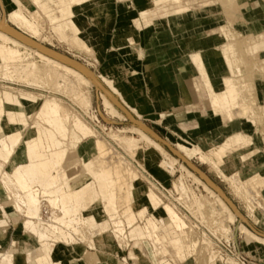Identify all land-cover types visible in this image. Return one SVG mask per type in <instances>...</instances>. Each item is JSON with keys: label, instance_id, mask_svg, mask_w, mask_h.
<instances>
[{"label": "rangeland", "instance_id": "374dc122", "mask_svg": "<svg viewBox=\"0 0 264 264\" xmlns=\"http://www.w3.org/2000/svg\"><path fill=\"white\" fill-rule=\"evenodd\" d=\"M18 1H20L22 3V4H20V6L17 4L16 0H0V28H1L0 31H2L3 27H5V31H7V30L11 31L10 28H14L22 36H25L31 40H34L35 42H37L41 45L50 47V48H52V49H54L60 53L68 55L69 57L75 59L76 61L79 59L78 61L80 63H82L91 73L96 75V77L102 83H104L103 85L106 88L108 86L105 84L104 79H102V78H105L106 81H112L113 86L117 90V91H115V93L112 92V94L115 97H117L123 104L125 101L128 104V105L125 104L126 107L129 109V111L137 119L141 120L146 125H148L159 136H161L170 145H172L180 154H182L185 158H187L189 161L193 162L197 167H199L209 178H211L215 182V184L230 198L231 201H232V198H234L239 203V205L241 206L240 212L243 214V216L245 215V213L247 211L248 217L252 218L253 221L258 222L257 212H260L264 215V211L262 209H260L258 203L255 200H252L253 196L251 194H246L247 193V186H245V183L247 182V180L251 176L249 178H247L246 180H242L240 178L239 174H237V176L235 177L234 175L236 173L233 174V176H234L233 178H231L227 174L225 176V173H226L225 169L227 167H229L230 164L233 165V162L231 161V159L232 160H235V159L231 158L230 159L231 163H229V161H227L228 164L226 163L225 166L223 165V166H220L219 169H216L214 166L210 165L211 164L210 162H208V164H207V162L204 163V161L201 160V157L199 155H201L202 153L206 154L207 151H204L200 147L196 146L191 141V139L186 138V139H184L185 141H183V139L172 137V136L165 138L163 135L164 134L166 135V133L161 130L160 126L144 121L143 112H144L146 106H144L142 104V99H141L142 91H140V90L137 91L133 85L130 88L128 86L129 78L134 77L136 79L137 77L129 75L128 73H120L118 71L121 68L113 66L115 64V62L117 63L118 61H120V62L122 61L124 64L127 63L128 54H129V52L133 51L135 46H133L131 49H120V50H118L117 49L118 45H120V46L122 44L127 45L128 43H108V46H110V47L114 46L115 49L109 48L107 50H104V52H102L101 49L96 47V49H95L96 53H95V51L91 52V53L90 52L87 53L86 51H84V50H87L85 48H84V50L76 49L77 46L75 45L76 48L73 46L74 44H73L72 39H71L72 36L70 34H68L69 29L71 28V26H73L71 22L72 21L74 22V19L71 20L69 18H72L73 16L69 15L68 17H66V19L68 18L67 22L71 23V25L67 24L66 27L63 28V27H60L62 24H55V25L51 24L52 22L49 19V17L47 15H45L41 10H39L40 5L43 4L47 0H42V1L36 0L35 2H31L30 0H18ZM97 1L102 2V0H93V1L83 5L82 7H79V9L76 8L79 10L78 14H77V19H79L83 23V22H86L87 19L85 16H87L89 19L88 20L89 23L90 22L94 23V18H93L92 14H95L94 13L95 9L92 7L95 6V2H97ZM105 1L106 0H103V2H105ZM118 1L120 2L121 7L125 8V10H123V14H125V16H130L132 18L138 17V12L141 9H133L132 6L127 8V5H125V4H127L126 0H118ZM172 1L173 0H165L164 2H166V3L162 2V3L155 4V5H151V2H149V5L146 8H148V7H150V8L144 9V14H142V16L147 15L148 18L152 19V20L164 17L168 13V10L173 8V6H172L173 2ZM249 1L254 2L257 0H249ZM184 2H189V0H184ZM198 2H200V1L197 0L196 2L193 3V4H195L194 7L197 9L196 14L204 13V12L210 11V10H214L215 13L217 14V17H220L219 20H221V21L219 22V25L216 27V29L211 30L210 34H214V35L216 34V35H220V36L225 34L224 35L225 37L222 36L224 43L220 48H222L224 46H232L234 48V54H232L233 64H230L229 65L230 67L228 66V69L230 71V75L228 77H225V78H232L233 80H236L237 83H239V89L241 92V96L244 100V104L246 106H248L249 108H252L246 114H241L239 116H235L233 120H230V119L228 120L226 115L220 116V117H222V119L225 123H233L238 119H248V120H252L256 124L257 119H259V121L264 119V106L258 105L257 102H255L253 100L254 98H256L254 88L251 91H248L245 89L244 84L246 82L251 83V85H253L252 87H254V84L250 79H247L246 77L243 76L242 66L245 67L247 65L248 67H245L244 70L250 71L251 67L253 65H257V64L261 63L262 60L259 59V56L260 55L264 56V33H260V35L248 36L247 32L244 31V28L240 26V20L239 19H240V17L252 18L255 15V13H259L261 10L256 8L255 10H252V12H249V11L247 12L245 9V6L242 4V3H245V0H233V1H230V0H212L210 2L211 7L203 8L201 10L198 9V6H197ZM213 2H216V3H213ZM31 4L33 5V7H29ZM37 5H38V7H37ZM252 5H253V7H255L257 4L253 3ZM23 7L27 8L28 10L24 9L25 11L24 10L21 11L20 9H23ZM35 7H37L38 10ZM34 8H35V10H34ZM32 10H34L33 12H35V14H34V15H36L35 17L32 13ZM15 11L23 13L22 15H23V17H25L24 20H26V21L28 20L29 23H28V21H27V23H26V21H24V22H22V21L21 22H12L10 20L11 19L10 18L11 13H13ZM36 11H39V12H36ZM170 13H172V12H170ZM28 15L31 16L32 20ZM33 19H34L35 23H34ZM32 24H34V25H32ZM36 24H37V27L35 26ZM134 25L138 30H141L144 27H150V26H153L154 24L148 25V24H145V21H144V23L142 25V21H136L134 23ZM219 27L220 28L223 27V29L227 33L226 32L224 33L223 30L220 29ZM32 28H33V30H32ZM218 28L220 29L221 33L219 31H217ZM34 30H36V33H34ZM227 34H228V37L226 36ZM34 35H36V36H34ZM9 36L12 40H15L16 42L21 43V45L23 44L21 46V48L19 49V51H21L23 53L22 54L23 58L26 56L24 58L25 60L28 59L29 62H32V63L36 62L39 65H41V64L43 65L42 59L39 56L33 55L34 52L41 53V54L43 53V55L45 57H47L48 59L56 61L63 66H67V67H70L72 69H75L77 72L81 73L86 78H88L89 85L87 87H88V90L90 92V96L92 99V107L90 108L91 109L90 111H88V112L84 111V109H81L73 101V99L69 95L67 96V94H65L63 91L62 92L58 91V90L55 91L54 87H52V89H51L50 87L53 86L52 85L53 83L51 81H49L50 83L47 82L46 84H41V85L39 84L40 86L37 87L35 85L27 83L28 81L27 82L24 80H22L23 82H21V80L18 81L19 79H16V78L14 79V77L13 78L8 77L9 79H7L5 77L6 78V80H5V78L2 75H0V112H1V114H0V138L6 137V136H9L12 134L15 135L16 132L19 133L20 131H21L20 133L22 135L21 139L23 140V142L26 140L34 139V138L38 139L40 137V134H41L40 129L41 128L39 126H37V122H35L36 121V117H35L36 115L34 113L32 114L30 112L28 105L24 102V97L22 95L23 93L30 94L32 92L35 95L40 94L39 97L42 96V98H44V97L51 98V99L52 98H58L64 104V106L67 107L66 109L68 110L69 114H71V115H77L78 114L79 116H81V118L85 122H87V124H89L95 130V132L97 134L94 137L91 136V137H87L86 139H83V138H81L80 135H78L75 139H73L74 129H73V126L71 123L68 124L69 125L68 126L69 127V136L64 141L62 148H60V151L62 153L65 152V154L64 153L62 154V155H64V157L62 156V158H63V159L61 158L62 162L58 167L60 169L59 171H60V175H61V179H62L61 181L64 183V181L66 182L68 179L73 178V175L70 173V171L72 169H76L77 174L82 175V177L84 178L83 182L88 181L92 188H94V187L96 188L98 185V187L96 189V193L99 192V194H100V195L97 194V196H96V194L94 193L95 194V195L93 194L95 196L94 197L89 192L88 195L90 197L93 196V198L92 197L90 198V203H91V204H89L90 206L88 205L89 202H87V204L85 203L86 199L88 197V195L85 194L84 195L85 200L82 198L84 200V202H80L81 204L85 203V204H83V206L84 205L85 206L84 207L81 206L82 208L79 207L78 209L76 207V210L81 211V214H82L81 219L83 221L81 222V226L80 225L78 226L80 232H78V235L75 239L76 240L75 242L67 243L64 241V239H61L62 237L60 235H54L53 234V239L48 243L49 245L42 248V247H40L41 244L38 243V241L34 235L25 233V235L22 239H18V240L14 239V241L18 242V245H17V247L12 249L11 251L13 253H15L16 259H17V257L18 258L22 257V258L26 259L25 258L26 253L31 252V253H33L34 256H36V258H38L39 256H46V255L54 256V255H56L58 261H63V260L58 258V252L60 250L65 251V249H63L60 246V244L67 245V248L71 251L73 249H76L79 245L83 244V245H89V247H91L93 249V251H90L89 253H87V256L91 257L94 262H97L98 260L103 261V259L104 260L108 259L110 261L108 263H111V264H124L121 261V258H127L130 255V258L136 259L135 264H162V261L164 258H165V261H167L169 264H173L169 260L174 261L175 264H211L210 261L215 256L212 253L213 241L210 238H208L206 235H203L204 233H207L205 228H207V229H209V228L206 227L205 224L204 225L202 224L203 227H205V228L200 227L198 229L196 227V222H195V219H198V218H196V216L194 214H192V211H190L189 209H187V207H185L188 205L191 207V204L194 200L199 205V207L201 209L200 215L203 218L204 222H206L207 225H208L207 221L210 222V224L212 223L213 220H214L213 223H215V221H218V222H221L220 224L222 225L223 229L227 228V226L230 227V229H231L230 234L231 235L226 236V237H228V238L233 237L235 232L238 231V233L240 235H242L243 237H246V238L252 240L249 236L241 234L240 228L244 224L238 219L236 214L233 213L231 208L225 203V201L222 199V197L219 194H217V192H215L207 183H205L191 169H189L183 162H181L177 157H175L173 154H171L162 144L161 145L165 148L166 152L170 156H172L173 158L178 160L179 164L177 163L176 170L173 173V175L169 174L166 170L160 168L157 165L158 161L155 162V161H151L150 159H147V161L142 162V159L144 158L145 152L147 154H151V153L154 154V152H155L153 149H148L147 145L145 143H143V142L141 143L142 147L136 153L135 157L129 156V154L124 149H122L120 146H118V144L110 136L111 134H113V132H115V131L116 132H120V131L123 132V130H125L124 131L125 134L123 133L124 135L140 138V134H139L140 130L137 129L138 126L133 125V123H131L130 120L120 110H119L120 114L123 115L122 117L121 116L119 117V115L116 116L113 114H109L108 110H106V107H105V99L102 96V94H104V93H102L94 85V83L91 81V79L82 70H80L79 68H77L71 64H68V63H66L60 59H57V58H55V57H53L47 53H44V52H42L36 48H33L31 45H28L27 43L15 38V37L13 38V36H11V35H9ZM70 41H71V43H70ZM134 44H135V42H131V45H134ZM24 45H25V47H24ZM29 48H31V49H29ZM24 49H26V51ZM31 50H33V51H31ZM24 52L26 53V55L24 54ZM27 52L30 53L29 56L27 55L28 54ZM92 53H94V54H92ZM218 53H220V52H218ZM23 55H25V56H23ZM30 56H31V58H30ZM191 63L196 69H199L198 65L194 64L192 61H191ZM196 63H199V62H196ZM1 64H2V61L0 62V65ZM205 69L208 71L207 63H205ZM139 78H140V81H143V76H140ZM210 84L212 85V83H210ZM40 87H42V88H40ZM193 88H194L195 95H198L199 93H201L202 97H206L209 100V103L211 106V96H209L210 90H209V88L206 87L205 82L202 79L201 73L200 74L198 73V80L194 82ZM107 89L110 91L109 88H107ZM123 92H125V94L129 97V99H131L132 102H134V103L136 102L138 105L137 106L136 105L131 106L127 102L126 97H125ZM106 98L109 99L107 96H106ZM16 100H18V102H20L21 105L18 104L16 102ZM110 102H112V101L110 100ZM41 103H42V101L39 100L37 107H39L41 105ZM133 108H137L140 115L138 113H136L133 110ZM112 116H114V117H112ZM119 118H121V119H119ZM3 121L5 122V125L2 124ZM34 122L36 123V125L34 124ZM5 129L8 131L7 134L4 132ZM149 136H151V135L149 134ZM246 137L252 142V139L250 137H248V136H246ZM98 139H101V140H104L105 142H107V144H109L108 145L109 147L114 148V151L116 150L115 152H117L120 155V157H122L126 162H129L131 165H133V167L139 172V174L143 180L141 179L142 181L140 180L138 182L128 184L126 186L128 190L135 191L134 188L139 187V188H144V190L147 191L148 188L150 187L148 182H151L153 184V182L150 180L148 174L151 175L152 177H154L155 179H157L160 183H162L165 186V188H167L169 190V194L167 195V197L163 198L159 194V192L155 189L156 187H154V188L152 187L154 189V191L156 192V194L162 200H164L163 202L166 205H170L171 207H173V204H171V203H174L177 207L178 212H181V214L186 216V222L190 226V228H193V230H190V229L186 230V232L188 231V233H189V235L187 237V243L190 242L188 244L191 245V243H192V245L194 246L192 248L193 251L191 250L189 252L190 255H187L186 261L181 262L173 250L171 240H170L171 236L168 234L173 232L176 228L172 227V225L168 222V220L166 218V213L163 209L164 206H161L157 211H154V213H152V214L148 213L146 219L139 218V216H137V214L139 212L137 211V209L136 210L134 209L133 214L131 216H133V217L137 216V218H135V224L131 230H133V229L135 230L136 228L144 227V225L147 223L146 221H147V219H149V217L152 218V216H158V217H156V221L155 220L154 221L156 222V224L158 222L157 227L159 230L157 229L154 234L155 235L157 234L158 236L160 235L159 237L168 236V245H170V246H168L167 242L165 243L164 240H163V242L161 240V242L163 244H161V242H159L161 244V246H164V244H165V246L167 245L168 251H169L168 254H166V255L164 254L165 256L161 255V257H160V255H156L157 254L156 249L162 248L161 246H159L160 244L158 243V241L157 242L153 241L156 244L155 243L152 244V240H147L149 243L148 246L145 244H141V246L138 247L134 243L135 241L133 240V238L130 235V233H131V232H129V231H131L130 229L128 231V234H126V235H128L127 239H124L125 240L124 252L119 250L118 241H117L118 239H116V237L114 239L113 234L111 232H107L108 229L110 228V226L108 228V225H106L107 222H110V218L108 216L109 212L105 207L106 205H105V202L103 201V197L101 195L102 192H100L101 190L99 189V191H98V188L100 187L99 183H97L98 180L96 181V172L99 169V167H98L99 165L97 166V164H94L92 162V158L96 155V151L94 150V144H95V141H97ZM154 140L156 142H158L156 139H154ZM251 145L248 144V145H243L240 147H235V148L231 149L232 153H230V154L233 155L234 153H239L240 151L251 147ZM46 146L47 145H44L41 148V152L45 156H49L50 154H48L49 152H47L48 149ZM18 149H19V151H21V145L19 146ZM195 149L196 150L199 149L200 151L199 150L196 151ZM52 150H55V148H52ZM194 150L196 151V154H195ZM248 150L251 151L252 149L250 148ZM16 151H17V148H16ZM14 154H12L10 158H12V156ZM198 157H200V158H198ZM257 157H258L257 155H255V156L250 155L246 160L244 159V161L248 160L249 162H254L257 159ZM3 158L4 157L1 155L0 159H3ZM161 158H162L161 156L157 157L158 160H160ZM3 160H5V159H3ZM10 161H11V159H10ZM139 162H142L141 166H139L140 165ZM182 167L183 168L185 167L187 170H189L192 173L193 177L188 176L186 171H184ZM85 168L90 169V172L85 171L84 170ZM143 168H145V169H143ZM51 170H53V172H55L53 166L51 167ZM181 176L183 178H181ZM144 177H145V179H144ZM147 177H148V179H147ZM235 178H236V180H234ZM180 179H181V182H180ZM238 180L240 181L239 185H238V189H240V191L236 188L237 186L235 187V184L236 185L238 184ZM234 181H237V182H234ZM241 182H243L244 187H243V185H240ZM92 185H95V186H92ZM153 185L155 186V184H153ZM177 185H178V187H177ZM181 185L182 186L185 185L186 187L185 186L184 187L188 188V189H186L187 191L184 190V192H181V190H182V189H180ZM76 186H79V183ZM205 186H207V187H205ZM239 187H241L243 189L241 190V188H239ZM245 187H246V189H245ZM207 188H208V190H207ZM189 189L192 191H190ZM238 191H239V193H237ZM183 193L187 194V196L183 195L184 196L183 197L182 196ZM141 194L142 193L135 194V196L132 198V204L134 203V201H136V200H138V198H140ZM244 194H246V196ZM238 195H240V196H238ZM262 195L264 197V191L262 192ZM98 196H100V197H98ZM180 196H182V197H180ZM193 196H194V198H193ZM123 197H126L125 196V190H124V194L120 196V199H123ZM94 198H95V200H93ZM219 199L223 200V202L225 203V205L227 206L228 209L225 210L222 207V205L219 204V202H220ZM246 200H247V202H246ZM87 201H88V199H87ZM187 201L189 203H187ZM137 202H135V204ZM249 202H250V204H248ZM186 203L188 205H186ZM86 205H88V206H86ZM118 206L120 207L119 203H118ZM251 209H253V210H251ZM48 210L49 211L51 210V212H52V209H48ZM193 211H196L195 207H194ZM51 212H50L49 216H51ZM221 212L224 214H221ZM228 212L235 216V222H230L228 220V217L230 215V214H228ZM213 213H219V214H221L222 217L220 216L219 217L220 219L213 218V217H211V216H213ZM5 214H7L6 211H5ZM20 216H22V215H20ZM49 216L47 215V218ZM44 218H46V217H44ZM158 218L160 219L159 221H158ZM22 219L23 220L20 221V224L18 226V231H20V233L23 232L22 223L25 220V218L22 216ZM95 223H99L100 224L99 226L101 228H103L102 233H100L98 231V229L94 228L95 225L93 226V224H95ZM6 226L9 227V229H11V226L7 220H4V219L0 220V228H4ZM244 226H246V225H244ZM41 227L46 228L45 225L41 226ZM160 227H162V229ZM94 229H96L97 232ZM171 229H172V231H171ZM160 230H162V231H160ZM212 231H214L215 233H220L222 235V233L220 231H217V230H212ZM166 232H169V233H166ZM252 233H254V232H252ZM161 234H163V235H161ZM255 235H257V234H255ZM223 237H225V235ZM260 238H262V237H260ZM108 239H110V241H108ZM207 239L209 240V242H211L210 246L208 245L209 242ZM206 240H207V242H206ZM193 241L195 244L197 242L196 246L194 245ZM128 245L131 247L129 249L128 248L126 249L125 246H128ZM151 245H153V246H151ZM155 245H157L159 248L156 247ZM101 248H103L102 249L103 251H101ZM115 249H116V251H115ZM9 250H10V248H9ZM15 250H16V252H15ZM72 252H74V251H72ZM191 252H192V255H191ZM92 253H94V254H92ZM112 254L115 256V258L113 257ZM72 255H74V254H72ZM116 255L119 256V258H116L117 257ZM157 256H159V258ZM160 258H162V259H160ZM74 259H77V258H74ZM112 259L113 260L117 259V261L114 260V262L112 263V261H113ZM213 259L216 260V257ZM159 260L161 261V263ZM215 262H217V260L214 261V263ZM61 264H64V263L62 262ZM130 264H131V262H130Z\"/></svg>", "mask_w": 264, "mask_h": 264}, {"label": "bare ground", "instance_id": "6f19581e", "mask_svg": "<svg viewBox=\"0 0 264 264\" xmlns=\"http://www.w3.org/2000/svg\"><path fill=\"white\" fill-rule=\"evenodd\" d=\"M16 1L19 6L20 4H22L20 1L18 0ZM30 1L35 2L36 0H30ZM196 1L197 0H189V2H184V0H173L172 1L173 8L169 10V13L172 12L176 15H180V14L187 13L191 10H194L195 4L193 3ZM199 1L200 2H198V5H197L198 9L211 7L210 2L212 0H199ZM230 1H233V0H230ZM88 2L89 0H83L81 3H80V0H47L43 4L40 5L39 10H41L45 15L49 17V19L52 22L51 24L53 25L63 24V22L66 20V17H68L69 15L74 16L79 11L78 9L79 7H81L80 5L81 4L84 5ZM213 3H216V2H213ZM24 7L23 9H20V10L21 11L24 9L28 10L27 8H24ZM29 7H33V5L31 4ZM37 7L35 8L37 9ZM34 10H32L33 15L35 14V12H33ZM36 12H39V11H36ZM22 14L23 13L21 12L15 11L11 13L10 20L12 22L26 21L24 20L25 17H23ZM35 16L36 15H34V17ZM29 17L31 18V16ZM66 25L67 24H64V25H61L60 27L64 28L66 27ZM72 25L73 26H71V28L69 29L68 34L72 36L71 39L74 44L73 46L75 47L76 45L77 48L76 47L75 48L79 50L81 49L84 50L85 48L88 50V51L84 50L87 53L88 52L91 53L94 51L96 53L95 49L97 45L93 44L91 46H88L87 43L80 37L83 26L74 25V24ZM35 26L37 27V24ZM219 28L217 31H219L220 33H221L220 29H222L224 33L226 32L223 29V27L220 29ZM8 32L9 30L5 31V27H3L2 31H0V59H1L0 62L2 61V64L0 65V75H2L4 78L6 77L7 79H9L8 77H12V78L14 77V79L15 78L19 79L18 81L21 80V82H23L22 80L26 82L28 81L27 83L35 85L37 87H39L41 84H46L47 82L51 81L53 83L52 84L53 86L50 85L51 89L52 87H54L55 91L56 90L61 91V92L63 91L65 94H67V96L69 95L81 109H84V111L88 112L91 110L90 108L92 107V99H91L90 92L87 87L89 85L88 78H86L81 73L77 72L75 69H72L67 66H63L56 61L48 59L47 57L43 55V53L42 54L37 53V52H34L35 54L33 53V55L39 56L42 59L43 65L42 64L39 65L36 62L35 63L29 62L27 58H26L27 60H25L24 58L26 57L25 56L26 53L24 52L25 55L23 56L25 57L23 58L22 57L23 53L19 51V49L21 48L23 44L21 45V43H18L15 40H12ZM34 33H36V30H34ZM226 36L228 37V34ZM26 49L24 50L26 51ZM221 53L223 56V60L228 67L231 64L230 49L225 47L222 49ZM27 55L29 56L30 53H28ZM193 60L195 62H199L200 64H202L201 57L199 55H196V57H194ZM102 79H104V82L108 86L107 88L110 89L111 93L112 92L115 93V91H117L116 88L113 86L112 81H106L105 78H102ZM225 83H226V87H227V91L230 96V99L233 102V112L229 114L227 118L228 120L229 119L233 120L235 116L240 115L241 111L243 112V114H246L250 108L246 106L245 104H243V102L240 100L239 83H237L235 80H230V79L229 80L227 79ZM252 86L253 85H251V83H248V85L245 86V89L248 91H251L254 88ZM31 93L30 94L23 93L22 95L24 97V102L29 107L30 112L36 115L35 122H37V126L41 128L40 137L38 139L34 138V139L26 140L23 142V140L21 139L22 138V135L20 133L21 131L19 130L20 132L19 133L16 132L15 135L12 134V135L0 138V151L1 152L3 151L7 152L8 156H11L12 154L16 152V148L18 149L19 146L21 145L20 152L22 156H24L26 159V162L24 164L17 166L12 172L6 171L5 162L2 163L0 161V181L2 185L5 187L4 189H6L9 192L10 196L13 198L14 209L16 213H18L19 215H22L25 218V221L23 223V232L34 235L38 243L41 244L40 247L44 248L47 245H49L48 243L53 239V234L60 235L64 239V241L67 243H73L76 241L75 239L78 235V232H80L78 226L79 225L81 226V222L83 221L81 219V216H82L81 211L76 210V207L78 209L79 207L83 206V204L85 203L87 204V202H89L88 205L91 204L90 198L91 197L93 198L95 194L97 196L99 192L96 193V189L98 185L96 188L95 187L92 188L88 181L83 182L84 178H80V175H78L76 170L74 169L71 170V174L73 175V178L68 179L66 182L64 181V183L61 181L62 179H61V175L59 171L60 169L58 167L62 162L61 160L62 156L64 157V155L62 154L63 153L65 154V152L62 153L60 151V148H62L64 141L69 136V127H68L69 123L72 124L73 129H74L73 139H75L78 135H80L81 138L86 139L87 137H91V136L94 137L97 134L95 130L81 118V116H79L78 114L77 115L69 114L68 110L66 109L67 107H65L64 104L58 98H52V99L46 98V97L42 98V96L39 97L40 94L39 95L37 94L38 95L37 96ZM102 96L105 99V107H106V110H108L109 114H113L116 116L119 115V117L120 116L122 117L123 115L120 114L119 109L112 102H110V100L107 99L104 94H102ZM39 100H41L42 103L39 107H37ZM16 102L20 104L18 100H16ZM216 109L218 112L222 111L221 108L218 107V105H216ZM133 110L137 113L135 109ZM35 122L34 124L36 125ZM137 129L140 130V133H139L140 138L124 135L125 130H123V132L122 131L120 132L112 131L113 134L111 135L109 134V135L118 144V146L124 149L129 154V156H132V157H135L136 153L139 151V149H141L142 147L141 143L142 142L145 143L148 149H153L155 152L154 154L152 153L147 154L145 152L142 162L147 161V159H150L151 161H155V162L158 161L157 165L160 168L166 170L169 174L173 175V173L176 170V165L178 163V160L170 156L166 152L165 148L161 144L156 142L151 136H149V133L144 128L138 126ZM44 145H47L46 147L48 149L47 152H49L48 154H50L49 156H45L41 152V148ZM108 145L109 144H107V142L101 139H98L97 141H95L94 150L96 151V155L92 158V162L94 164H97V166L99 165L98 166L99 169L96 172V181L98 180L97 183H99L100 185V187L98 188V191L99 189L101 190L100 192H102L101 195L103 197V201L105 202V205H106L105 207L109 212L108 216L110 218V222L108 224V228L109 226L110 228L108 229L107 232H111L114 236V239L116 237V239H118L117 240L118 243L122 247H124V244H125L124 239H127L128 235L126 234H128L129 229L131 230L134 227L135 218L139 216V218L146 219L148 213L152 214L154 213V211H157L161 206H164L163 209L166 213V218L168 222L172 225V227L176 228L173 232L168 234L171 236L170 240H171L173 250L181 262L186 261L187 255H190L189 252L194 247L192 243L191 245L188 244L190 242L187 243V237L189 233L188 231L186 232V230L187 229L193 230V228H190L186 220H184V218L180 216L177 210V207L174 203H171V204H173V207L175 209L171 207L170 205H166L163 202L164 200H162L156 194V192L153 189L155 187L153 185L154 183L152 184L151 182H148L150 187L148 188L147 191H145L144 188H139V187L135 188V191L128 190L126 187L128 184L138 182L142 178L139 172L133 167V165H131L129 162H126L122 157H120V155L117 152H115L116 150L114 151V148H111ZM52 148H55V150H52ZM196 151H195V154H196ZM230 153H232V151L226 150L223 146H218L208 151L206 154L202 153L199 156L201 157V160L204 161V163L207 162L208 164V162H210L211 163L210 165L214 166L216 169H219L220 166L226 165V162L232 156V154ZM160 156L162 158L158 160L157 157H160ZM249 156L250 155L244 156L243 160L244 159L246 160ZM142 162H139L140 164L139 166L142 165ZM52 166L55 172L51 170ZM84 170L90 172V169L88 168H85ZM183 170L186 171L188 176L193 177L192 173L189 170H187L185 167L183 168ZM237 174L238 173H236L234 176L236 177ZM181 178L183 177L181 176ZM234 180H236V178ZM180 182H181V179H180ZM234 182H237V181H234ZM239 182L240 181L238 180V184L237 185L235 184V187L237 186L236 187L237 189H238ZM78 183H79V186H76L78 185ZM95 185H92V186H95ZM240 185H243V182H241ZM184 186L185 185L183 186L181 185L180 189L183 190V191L181 190V192H184V190L188 189V188H185L186 186L185 187ZM245 186H247L246 194H251L253 196L252 197L253 199L252 198L251 199L255 200L258 203L260 209L264 211V197L262 195V192L264 191L263 176L259 173L251 176L245 183ZM242 189L243 188H241V190ZM124 190H125L126 197H123V199H120V196L124 194ZM238 190L240 191V189ZM239 191L237 193H239ZM89 192L92 195L94 193L95 194L90 197L88 195ZM137 193H142V194L140 195V198H138V200L134 201V203L132 204V198ZM85 194H87L89 197V198L87 197L88 201L86 199V202L81 204L80 202H84L85 200L84 198ZM246 194L244 195L246 196ZM183 195L187 196V194H184V193L182 194V196ZM93 200H95V198ZM188 201L187 203H189ZM219 201H220L219 204L222 205V207L225 210L228 209L222 199H219ZM135 202L137 203L135 204ZM118 203L120 204V207L118 206ZM187 203L186 205H188ZM248 204H250V202ZM185 207H187V209L192 211V214H194L196 218H198L201 221V223L203 225L205 224V226L208 227L209 229L220 231L223 236L225 235V237L231 235L230 227L227 226V228L223 229L222 225L220 224L221 222L215 221V223H213L214 220L213 221L211 220L213 224L211 223L212 224L211 225L210 222L207 221L208 223L207 225L200 215L201 209L195 200L192 202L191 207L189 205ZM194 207L196 208V211H193ZM47 208L52 209V212L51 210L49 211ZM134 209L135 210L137 209V211L139 212L136 217L131 216L133 214ZM46 210L49 211V214L51 212V216H49L48 214L49 216L48 218L47 216H45ZM3 213L5 216H7L4 210H3ZM221 214H224V213L221 212ZM221 214L213 213V216L211 217L220 219L219 217L221 216ZM228 214L230 213L228 212ZM156 217L158 216H152V218L149 217L144 227L136 228L135 230L133 229L129 231L131 232L130 233L131 237L135 241L133 242L138 247H140L141 244H145L148 246L149 243L147 240H152V244L155 243L153 241H156V242L158 241L159 243L161 242V240L162 242L164 240V242L165 243L167 242V245H168V236H161L162 237L161 238L159 237L160 235L158 236L157 234L156 235L154 234L156 230L158 229L157 227L158 222L157 224L155 222ZM159 220L160 219L158 218V221ZM228 220L230 222H235V216L233 214H230L228 217ZM44 225L46 226V228L41 227ZM93 226L94 228L98 229L100 233H102L103 228H101L98 223L93 224ZM6 227L4 228L3 233L4 232L6 233L11 230L9 229V227L7 228ZM160 228L162 229V227ZM96 229L94 230L97 232ZM240 231H241V234L247 235L253 241L261 245H264V238L263 237L260 238L259 236L252 233L246 226L242 225L240 228ZM166 233H169V232H166ZM108 241H110V239H108ZM162 242L161 244H163ZM11 243H12L11 246H13V248L17 247L18 245L17 241L12 242L11 240ZM210 243L211 242H209L208 244L209 246H210ZM161 244L159 246H161ZM157 245L155 246L158 247ZM167 245L165 246L164 244V246H161L162 248L156 249L157 250L156 255H160L161 257V255L163 256L164 254L165 255L168 254L169 251H168ZM194 245L196 246L197 242L196 244L194 243ZM191 255H192V252H191ZM39 257H41L44 261H47L48 263L52 262V264L54 263L61 264L57 260L56 255L54 256L46 255V256H39ZM157 257L159 258V256ZM25 258H26L25 259L26 263L28 264H39L36 256H34L33 253L31 252H27ZM213 258H215V256ZM213 258L212 260L210 259L211 260L210 263L218 264L217 262L214 263V261L216 260H214ZM131 259L136 261V259L134 258H131ZM15 262H16L15 253H13L9 249L7 250L0 249V264H16ZM124 264H127V263H124ZM162 264H169V263L165 261V258H164L162 261Z\"/></svg>", "mask_w": 264, "mask_h": 264}, {"label": "crops", "instance_id": "0c3cea01", "mask_svg": "<svg viewBox=\"0 0 264 264\" xmlns=\"http://www.w3.org/2000/svg\"><path fill=\"white\" fill-rule=\"evenodd\" d=\"M82 1L80 0V3ZM91 1L93 0H89V2ZM164 1L126 0L127 8L132 6L133 9H141L138 12V17L132 18L123 14L125 8L121 7L118 0H106L105 2L102 0V2H95V6L92 7L95 9V14H92L94 23H89L87 16H85L86 22L82 23L77 19L78 12L69 19H74L72 24L83 26L80 37L87 45L96 44V47L102 52L109 48L115 49L114 46H108V43H128L127 45H118V50L131 49L135 46L133 51L130 50L131 52L128 54L127 63L118 61L113 66L120 67L121 69L118 71L120 73H128L137 77L136 79L130 77L128 86L130 88L133 85L137 91H142V104L146 106L143 112L144 121L160 126L161 130L166 133V135L161 133L165 138L172 136L183 139V141L189 138L196 146L207 152L218 146H223L226 150L231 151L235 147L252 144L251 147L234 153L230 157L235 160L231 159L233 165L230 164L225 169V176L227 174L233 178V174L238 173L242 180H246L259 173L264 179V119L260 121L257 119L256 124L248 119L225 123L220 117L228 116L233 112V102L225 83L227 79H233L225 78L230 75V71L223 60L221 51L225 47L230 49L231 64H233L232 54H234L232 46L220 48L224 43L222 36L210 34L211 30L216 29L219 25L220 17H217L214 10L196 14V8L180 15L169 13L168 10L166 16L155 20L149 19L147 15L142 16L144 9L150 8H146L149 2L151 5H155L166 3ZM253 3L257 5L253 7ZM242 4L247 12H252L256 8L261 11L255 13L252 18L240 17V26L244 28L248 36L264 33V0L254 2L245 0V3ZM67 20L68 18L62 25L71 24ZM136 21H142V25L144 21L145 24L154 25L138 30L134 25ZM131 42H135V44L131 45ZM196 55L201 57L202 64L193 60ZM259 59L262 60L261 63L253 65L250 71L244 70L245 67H248L247 65L242 66V74L254 84L256 98L253 100L258 105L264 106V56L260 55ZM191 61L198 65L199 69H196ZM205 63H207L208 71L205 69ZM198 73L202 74V79L210 90L211 106L209 100L202 97L201 93L195 95L193 84L198 80ZM140 76H143V81H140ZM248 83L246 82L244 87ZM123 93L131 106L138 105L136 102H132L125 92ZM240 100L244 104L241 92ZM124 103L127 104L125 101ZM216 105L221 108V112L217 111ZM133 109L140 115L137 108ZM241 114H243L242 111ZM2 124L5 125V122L3 121ZM4 132L8 133L6 129ZM245 135L250 137L252 142ZM250 148L251 151L248 150ZM1 155L5 160L0 159V161L5 162V169L8 172H12L17 166L26 162L19 149L12 158L4 151H0ZM247 155H257L258 157L254 162L244 161L243 156ZM230 159L229 163H231ZM226 163L228 164V162ZM80 178H83L82 175ZM4 188L0 181V220H7L11 230L3 233L5 227L0 228V249L10 248L12 250L14 248L11 246V240L14 242V239H22L25 233L18 231L20 221L23 219L16 213L14 200ZM232 201L241 211L239 203L234 198ZM3 210L7 212V216L4 215ZM244 216L256 230L264 234V215L262 213L257 212L258 222L248 217L247 211ZM108 224L109 222L106 225ZM233 239L238 248L249 256L251 262L264 264V245L243 237L238 231L233 235ZM60 246L65 249L58 253V258L63 260L59 261L60 263L111 264L108 263L110 262L108 259L94 262L91 257H88L87 253L93 251L89 245H79L72 250L74 252L69 250L67 245L60 244ZM102 249L101 251H103ZM113 257L115 258L114 255ZM114 260L117 261V259ZM37 261L39 264H52V262L44 261L41 257H38ZM15 263L28 264L22 257H17Z\"/></svg>", "mask_w": 264, "mask_h": 264}, {"label": "water", "instance_id": "95a60500", "mask_svg": "<svg viewBox=\"0 0 264 264\" xmlns=\"http://www.w3.org/2000/svg\"><path fill=\"white\" fill-rule=\"evenodd\" d=\"M11 31L8 33L27 43L28 45H31L32 47L47 53L57 59H60L68 64H71L80 70H82L94 83V85L102 92L104 93L111 101L112 103L130 120L131 123L135 126H139L144 128L154 139H156L160 144H162L171 154H173L175 157H177L181 162H183L189 169H191L196 175H198L205 183H207L215 192H217L222 199L225 201V203L231 208V210L236 214L238 219L243 222L244 225H246L252 232L257 234L260 237L264 238V234L256 230L251 223L248 221V219L243 216V214L238 210V208L235 206V204L230 200V198L215 184V182L209 178L199 167H197L193 162L189 161L187 158H185L182 154H180L172 145H170L166 140H164L161 136H159L153 129H151L148 125H146L141 120L137 119L130 111L129 109L117 98L115 97L104 85L103 83L94 75L91 73L82 63L79 61H76L75 59L69 57L68 55H65L63 53H60L50 47L41 45L34 40H31L25 36H22L17 30L14 28H10Z\"/></svg>", "mask_w": 264, "mask_h": 264}, {"label": "built area", "instance_id": "2783aa9c", "mask_svg": "<svg viewBox=\"0 0 264 264\" xmlns=\"http://www.w3.org/2000/svg\"><path fill=\"white\" fill-rule=\"evenodd\" d=\"M148 176L150 180L155 184L156 190L159 192V194L163 198H166L167 195L169 194V190L165 188V186L162 183H160L157 179H155L149 174ZM48 214H49V211L46 210L45 216H47ZM179 214L181 217H183L186 220V216L181 214V212H179ZM195 222H196V227L198 229L200 227H203L201 221H199L198 219H195ZM205 229L207 233H204V235H206L208 238H210L213 241L212 252L216 257L217 263L219 264H254L253 262L250 261L249 256L238 248L233 237H230V238L223 237L220 233H215L211 229H207V228ZM130 247L131 246H127L125 248L129 249ZM118 248L120 251L124 252V247H122L119 243H118ZM117 258H119V256H117ZM121 261L127 264H130V262L131 264H135V260L131 259L130 255L127 258H121ZM169 261L175 264L174 261L172 260H169Z\"/></svg>", "mask_w": 264, "mask_h": 264}]
</instances>
